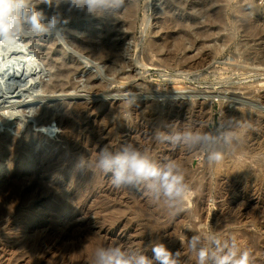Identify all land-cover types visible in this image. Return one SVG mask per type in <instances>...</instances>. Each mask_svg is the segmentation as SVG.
I'll use <instances>...</instances> for the list:
<instances>
[{
  "label": "rangeland",
  "instance_id": "obj_1",
  "mask_svg": "<svg viewBox=\"0 0 264 264\" xmlns=\"http://www.w3.org/2000/svg\"><path fill=\"white\" fill-rule=\"evenodd\" d=\"M154 1L147 8V0H135V27L131 31L118 29L119 34L127 32L128 38L115 35L110 39V44L117 46L113 47L118 50L122 62L115 75L107 72L109 64L100 62L88 51L80 50L73 42L82 40L91 32L97 38L96 46L90 50L98 49L107 38L105 30L114 25L111 21L89 24L81 17V21H75L74 25L69 26V20L64 26L66 39L63 41L43 37L37 41L26 39L15 50L0 47V57L4 59V63L0 59L2 67L6 66V60L9 62L18 54L23 62L26 51L33 56L36 42L44 44L49 53L44 50L43 58L35 59L33 63V67L38 65L39 69L34 68L43 74L40 73L43 76L40 82H32V74L28 72L21 81L15 74L5 80V84L0 81V136L20 139L30 128L32 133L40 132L44 136L28 144L27 147L30 146L35 154L43 157L38 144L45 147L47 154L61 148L65 150L66 144L60 138L63 129L55 123L52 132L36 128L35 117L39 110H35L47 106L59 113L60 110L53 107L58 102L76 103L72 100L74 97L78 98V103L93 100L92 105L95 104L102 112L92 113L89 122L95 124L93 128L96 130H106L103 135L109 139L106 147L115 152L128 144L127 131H139L143 151L158 164H177L190 188L181 210L176 213L162 201L154 200L144 187L132 200L134 203L128 201L132 203L127 212L130 222L127 225L131 227L127 241L134 240L131 250L151 256L152 246L163 243L173 253H180L181 264H198L195 253L188 248L189 240L193 236L206 238L214 233L221 240L235 239L242 250L251 253V264H264V258L263 261L261 259L264 256V0H205L206 7L198 5L194 10L188 9L189 5L199 4L201 0H177V6L186 9L177 13L167 6L170 3L176 7V0ZM33 3L38 5L37 11H44L45 15L50 16L57 11L41 4L40 0H33ZM123 10L118 15L124 14ZM192 11L197 19L189 23L187 14ZM146 18H150L152 23L143 33L140 24ZM187 23L190 28L180 27ZM178 41L184 42V47L177 48ZM165 42L169 46L163 47ZM214 44H220L222 49L215 52ZM62 49L64 53L59 54ZM164 55H169L168 60H163ZM62 62L65 63L62 69L70 70L64 76L58 68ZM75 68L80 70H73ZM93 82L98 85L95 87L97 90L102 85V91L95 93V88L91 90ZM55 83H66L69 89L72 85L77 87L70 92L46 93V87ZM103 85L107 86L104 88ZM30 94L43 99L31 101ZM108 102H113V107L103 111L102 107ZM21 106L27 109L23 117L13 110L25 109ZM31 107L35 109H31L35 116L30 115ZM157 129L169 134H207L213 143L191 149L170 142L161 143L154 138ZM225 134L233 136L231 147L225 151L221 161L209 164L207 150L222 148ZM14 164L5 165L0 178L14 171L25 178L32 172L30 168ZM61 167H56V172ZM48 176L43 174L44 182H52ZM34 192L30 194L31 198H36L32 200L33 210L27 205L17 207L18 218L25 217L20 218L23 219L21 228L6 229L0 234V241L4 239L0 242V264H93L94 257L90 254L80 259L76 256L78 239L87 240L88 235V242L96 238L99 247H106L122 237L120 230L105 228L101 231L97 226L87 225L90 215H81L79 207L69 208L64 201L59 204L53 199L55 193L50 191L48 195H38ZM70 195L67 194L68 197ZM121 198L132 199L130 196ZM53 206H61L58 216L49 211ZM33 238H44V245L38 252L29 253L28 245ZM2 245L7 246L6 253Z\"/></svg>",
  "mask_w": 264,
  "mask_h": 264
},
{
  "label": "bare ground",
  "instance_id": "obj_2",
  "mask_svg": "<svg viewBox=\"0 0 264 264\" xmlns=\"http://www.w3.org/2000/svg\"><path fill=\"white\" fill-rule=\"evenodd\" d=\"M154 2H155L154 0H147L146 7L149 8L151 5H153ZM135 3H137V2H135V0H130V1L127 0L126 6L124 7L126 10H123V12L125 11L124 14H121V15L116 14V16L107 15V16H104L102 18H92V17L86 16L82 13L70 11L67 4L65 6L60 5L61 7L59 6L58 10L64 15L65 19H67L68 21L69 20L71 21L69 23V26L74 25V22L80 20L81 17L87 19V22L89 24H99L101 22H108V21L109 22L111 21L114 23L113 26H110L105 30V36H107V38L104 41H102V43L98 49L93 48L90 50L91 47L96 46L95 41L97 38L96 35L94 33H91V32H88L87 37L83 38L82 40L75 39L73 42L75 43V45L78 48H80V50H82L84 52L88 51L89 54H92L93 57H95L100 62H103L105 64H109L107 72L111 75H115L120 70V68L122 67V62H121V58H120V54H119L118 50H116L113 47L115 45L110 44V41H111L110 39L113 36L115 37V35H117V36L121 35L125 39L128 38V34H126L127 33L126 31H124V32H126L125 34L124 33L119 34L118 32L120 29H124V28L127 31H131V30H133V27H135L134 26L135 25V19H136V16H135L136 10H134ZM205 4H206L205 0H201L199 4H195V3L190 4L188 9L194 10L195 7L198 5H199L198 7L201 6V8L206 7L207 5H205ZM167 6L170 10H176V13L180 12L181 10H186L185 8L182 9L181 6H177V0H176V7H174L170 3L169 4L167 3ZM45 7H47V6H45ZM181 12H185V11H181ZM195 17L196 16L194 15L193 11L189 12L187 14V18H188L187 21H189V23H190L191 20L194 21L195 19H197V17L196 18ZM140 21H142V20H140ZM151 23H152V20L150 18L144 19L140 24L141 25L140 30L144 31L143 33H145V31L150 27ZM189 23L181 25V26L177 24V26H180L181 28L186 29V28H190ZM122 31L123 30H121V32ZM152 46H155V44H152ZM162 46L167 47L169 45L167 42H165ZM44 47H45L44 44L40 45V44H38V42H36V44L33 46V49H32V50H34V51H32V53L34 52L33 56L30 54H27L26 53L27 51L26 52L24 51L26 55H24L22 57V58H24L23 62L20 58H18V56H20L18 54L19 52L18 53L16 52L18 54V56L10 58L9 62H6L7 61L6 60L5 61L6 66L5 65L3 67L0 66V67H2V69L0 68V74L2 72V75H0V81L3 82V84H5V80L7 81V79L10 77L11 73L15 74V77L17 75H19L16 78H19V80L21 81V78L23 76H25V74L28 72V73L32 74L30 76L32 82L36 81V80H39V82H40L42 80L41 77H43V76H40L41 71H38L37 69L34 68L35 66H36V68H38L39 66L34 64L35 66L33 67V63H35V59L36 60L40 59L43 56L44 50H45ZM115 47H117V46H115ZM181 47H184V42L178 41L177 48H181ZM15 48L16 47H14L13 49L15 50ZM20 48H19V50H21ZM22 48L24 50L26 49V48H24L23 45H22ZM221 49L222 48H221L220 44L219 45L214 44L213 50H215V52L216 51L219 52ZM16 50L18 51V48ZM21 52L22 51H20V53ZM49 52H51V50ZM7 53H8V51H7ZM45 53H47L46 50H45ZM62 53H64L63 49L61 51H59V54H62ZM170 53H172V52H169V54ZM5 54H6V52H5ZM47 54H49V53H47ZM54 54H57V53H54ZM7 57H9V56H7ZM162 57H164L163 60L166 61V60H168L169 55L168 56L164 55ZM0 59H1V57H0ZM163 60H161V61L163 62ZM18 61H19V63H18ZM41 61H43V60H41ZM15 62H17V63H15ZM3 63H4V61H3ZM3 63H0V64H3ZM7 63L9 65H7ZM137 63H139V61H137ZM42 64H43V62H42ZM59 65L60 66L58 68H61V69H59L61 75L64 76L65 73L70 71V70L65 71L66 68L62 69V67L65 66L64 62L59 63ZM138 65H142L141 62ZM48 66H49V64H48ZM77 67H79V66H77ZM76 69L77 68H75L73 70H76ZM42 70H43V68H42ZM78 70H80V69H77V71ZM107 82H109V81H107ZM8 83H10V82H8ZM50 85H52V84H50ZM66 85H67L66 83H64V84H56L55 83L52 86L46 87V93H56L58 91L68 92L70 89L75 90V88L77 87V86L75 87V85L74 86L72 85V86H70V89H69V88H67ZM97 86H95L94 82L91 83V90H93V88H95V87L97 88ZM106 86H104V88ZM38 87L40 88V86H38ZM101 87H102V85H101ZM101 87H99L100 90H101ZM77 90H78V88H77ZM100 90L96 89L95 93H99ZM103 90H105V89H103ZM30 93H32V92H30ZM23 97H25V95ZM30 99H31V101H38V100H41L43 98H38V96H34L33 94H30L29 100ZM29 100H28V102H29ZM72 100H75L76 103L65 104L64 102H58L57 104H55L53 107L60 110L59 113H56L55 110H54L55 112H53L49 107H47L45 105H44L45 107L41 108L42 105L40 106V104H39V106L41 109H37V107H36L37 110L32 109V107L30 108V111H31V109H32V111H34V110L38 111L39 110L38 112H36L37 114L35 117V127L36 128L42 129L43 131L47 130L48 132H52L53 129H55V128H53V123H55V125L57 124V126H59V128L63 129V134L60 136V138L66 144L65 150H61L62 149L61 148V149H58L57 151L54 150V152L52 154H49V153L47 154V153H45V147H41V145L38 144L37 148H40V150L43 151L42 152L43 157L41 156V154L40 155L35 154L34 152H32V150H30V148H29L30 146L29 147H27V146L30 143H34L36 141V139H39V140L42 139L44 136L40 132L39 133H32L30 128L28 130L26 129L27 131L21 135L20 139H16V137L9 139V138H5V137L0 136V171L3 170L5 165H11V164L13 165V163H15L18 166H21L20 168H30V170L32 171L30 173V175L28 177H25V178H21L20 173H18L17 171L9 172L8 174H5V175H7L4 177V178H6L5 182L2 184V186H0V231H1L0 234L2 233V231H6V229L7 230H10V229L15 230V229L19 228L21 225H23V219H20V218H25V217L18 218L19 215L17 212V209H18L17 207L27 205L28 209L33 210L34 204H33L32 200L36 199V198H35V196H34V198L33 197L31 198V196H30L31 193H33L35 191V192H37L38 195H40V194L41 195H46V194L48 195V193H50V191H51L52 194L53 193L56 194V195L54 194L55 196H53V199L55 201L59 202V204L64 201L66 203V205L64 203L63 204L65 206L69 205V208L72 206L79 207L80 208L79 212L81 215L87 216V217L90 215V218L86 222L87 225L97 226L99 228V230H101V231L105 230V228H113V229L121 231L122 237L119 238L117 241H114L111 244L107 245L106 247L114 246V244L116 243V246L118 245L125 250L133 251V250H131V246L133 245L134 240L132 242L127 241L128 237L131 236L130 235L131 234V227H129V225H127V223L130 224V222L127 220V219H129L127 216L128 215L127 212H129L128 210L131 209V204H132V203H129L128 201L129 200L132 201V200L136 199V196L142 191L143 186L116 188L111 181L110 174H104V173L100 172L99 170L95 169L94 167L93 168L91 167L95 163L97 154L106 147L105 144L109 140L106 138V136H103L105 131H106L105 129L96 130L95 128H93V126L95 124H93L91 121H90L91 123L89 122L90 115L92 113L96 112V114H101L100 112H102V111H99L98 108H96L95 104L92 105L94 103L93 100H91L92 102H90V100H86L84 103H78L77 102L78 98H75V97ZM34 105H36V104H32V106H34ZM26 106H29V105H26ZM21 107H24V106H21ZM53 107H52V109H54ZM108 107L109 108L113 107V102H108V105L105 104L102 107L103 111H104V108H108ZM102 108H100V109H102ZM20 109L19 108L18 109L13 108L14 113H19L20 116H22V117L25 116L27 114V109L26 108L21 109V110ZM32 111H31L30 115H32ZM32 116H35V115L33 114ZM105 125H107V124H105ZM142 125H144V124H142ZM98 126H100V125H98ZM126 130H128V129L126 128ZM126 134L128 137V141H127L128 144L131 143L136 148H138L140 151L144 150L142 145L140 146L142 134L139 131L132 129L130 131H127ZM145 136H146V134H145ZM112 143H113V141H112ZM35 144H37V142ZM118 146H120V145H118ZM121 148H122V146L117 148L116 151L120 150ZM82 157H83L84 165H85L83 168L79 167ZM38 165H41L40 166L41 168H38ZM60 165L62 167L60 168L59 171L56 172V167H59ZM76 166H78V168H76ZM9 170H12V169H9ZM7 171H8V169H7ZM45 173L49 174V176L47 178L49 180H52V182L54 181L53 183L51 181L44 182L43 174H45ZM40 174L42 175V178H40L41 177ZM3 179L0 178V182ZM48 179H46V180H48ZM55 181H56V183H55ZM68 193H71V195L69 197L67 196ZM124 196H130V198H132V199H122L121 197H124ZM20 208H22V207H20ZM61 210H62L61 206H56L55 208L53 206V209H50L49 211H51L55 216H58V214H60ZM20 212H22V211H20ZM92 238H94V237H92ZM0 239H1V237H0ZM2 240H4V239H2ZM43 240H44V238L43 239H36V240H34V238H33L32 239L33 242L32 243L30 242L31 244L29 243V245H28L29 253L38 252L41 249L42 245H44ZM87 240H88V235H87ZM87 240L86 239L82 240L81 238L77 240L78 243L76 245L77 247H75V252H76V256L79 259L83 258L82 256H85V254H90V255H92V257H94L95 250L97 248H99V243L96 242L97 241L96 238H94V240L92 239L93 241H91V242H88ZM89 240H91V238ZM30 241H31V239H30ZM107 242H109V240ZM260 244H261V242H260ZM14 246H16V245H14ZM3 247H4V251L6 253L8 251L7 246H3ZM28 247H27V249H28ZM259 247H261V246H259ZM256 250H255V252H258ZM260 252H261V250H260ZM260 252L258 253L259 255L263 254L262 252L260 254ZM255 254L257 255V253H255ZM261 257H262L261 259L263 261L264 256H261ZM259 262L261 263V261H259Z\"/></svg>",
  "mask_w": 264,
  "mask_h": 264
},
{
  "label": "clouds",
  "instance_id": "obj_3",
  "mask_svg": "<svg viewBox=\"0 0 264 264\" xmlns=\"http://www.w3.org/2000/svg\"><path fill=\"white\" fill-rule=\"evenodd\" d=\"M126 3L127 0H41V4L57 9L48 16L37 11L38 5H34L33 0H0V47L14 48L26 39L37 41L43 37L65 40L64 26L69 21L58 10L61 4H67L70 11L92 18H102L107 15L116 16ZM154 138L161 143L170 142L189 149L213 143L207 134H169L159 129L156 130ZM232 140V135L225 134L222 148L213 147L207 150L209 164L222 160L225 151L231 147ZM84 166L82 157L79 167ZM91 167L110 174L116 188L143 186L154 200L162 201L173 213L181 210L190 191L177 164H158L149 153L140 151L131 143L115 152L105 147L97 154ZM188 248L195 253L198 264H251V253L242 250L235 239L221 240L214 233L206 238L199 235L191 237ZM151 251L152 255L147 256L125 250L118 245L102 246L95 250L93 264H181L180 253H173L163 243L155 244Z\"/></svg>",
  "mask_w": 264,
  "mask_h": 264
},
{
  "label": "water",
  "instance_id": "obj_4",
  "mask_svg": "<svg viewBox=\"0 0 264 264\" xmlns=\"http://www.w3.org/2000/svg\"><path fill=\"white\" fill-rule=\"evenodd\" d=\"M12 74H13V73H11V75H10V76H12Z\"/></svg>",
  "mask_w": 264,
  "mask_h": 264
}]
</instances>
